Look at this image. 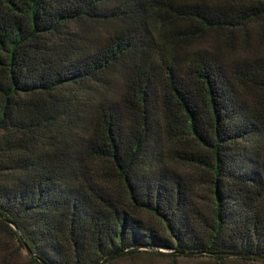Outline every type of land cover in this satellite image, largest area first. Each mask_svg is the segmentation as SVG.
I'll return each instance as SVG.
<instances>
[{"label":"trees","instance_id":"16d2710c","mask_svg":"<svg viewBox=\"0 0 264 264\" xmlns=\"http://www.w3.org/2000/svg\"><path fill=\"white\" fill-rule=\"evenodd\" d=\"M20 251L264 264V0H0V264Z\"/></svg>","mask_w":264,"mask_h":264},{"label":"rangeland","instance_id":"374dc122","mask_svg":"<svg viewBox=\"0 0 264 264\" xmlns=\"http://www.w3.org/2000/svg\"><path fill=\"white\" fill-rule=\"evenodd\" d=\"M187 145H183V148ZM168 163L172 168L178 170L187 178H191L194 185V193L196 195V202L200 206L201 210H206L208 207L207 199L209 197V176L207 172L200 167H193L186 164L180 159L174 160L167 154ZM100 168L103 169V164H100ZM13 264H33L29 262L26 252L20 251L15 253L13 257ZM111 264H217L214 260L206 257H178L176 260H172L169 257H157L154 255H141L134 258H125L115 261ZM218 264H263L256 262H239L234 260H227Z\"/></svg>","mask_w":264,"mask_h":264},{"label":"water","instance_id":"95a60500","mask_svg":"<svg viewBox=\"0 0 264 264\" xmlns=\"http://www.w3.org/2000/svg\"><path fill=\"white\" fill-rule=\"evenodd\" d=\"M13 227L15 228V226L13 225Z\"/></svg>","mask_w":264,"mask_h":264}]
</instances>
